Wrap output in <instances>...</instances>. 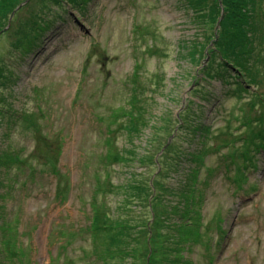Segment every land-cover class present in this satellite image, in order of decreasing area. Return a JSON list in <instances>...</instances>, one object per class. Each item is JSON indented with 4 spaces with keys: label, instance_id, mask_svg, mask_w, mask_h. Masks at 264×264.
<instances>
[{
    "label": "rangeland",
    "instance_id": "1",
    "mask_svg": "<svg viewBox=\"0 0 264 264\" xmlns=\"http://www.w3.org/2000/svg\"><path fill=\"white\" fill-rule=\"evenodd\" d=\"M25 2L0 33V264L151 262L158 251H146V222L153 220L146 194L142 208L130 211L115 189L130 174L141 187L155 179L154 195L168 209L174 199L192 200L174 196L186 185L202 195L190 216L202 223L186 227L173 217L182 231L192 230L180 236L185 262L264 264L263 69L251 68L253 78L233 70L236 79L226 85L214 79L212 43L202 64L185 50L219 34L223 5L219 20L202 28L179 0ZM249 10L257 14L255 63L264 61V0ZM140 105L151 122L143 137L125 126ZM191 108L210 129L206 138L188 131ZM169 143L175 146L166 152ZM110 145L127 159H112ZM93 202L105 219L129 211L143 222L141 237L125 239L138 257L109 258L119 253L116 242L109 243L115 251H102L93 238Z\"/></svg>",
    "mask_w": 264,
    "mask_h": 264
},
{
    "label": "trees",
    "instance_id": "2",
    "mask_svg": "<svg viewBox=\"0 0 264 264\" xmlns=\"http://www.w3.org/2000/svg\"><path fill=\"white\" fill-rule=\"evenodd\" d=\"M25 0H0V33H4L6 28L9 27V25H13V21L8 22L11 15L14 14L15 10L19 8L22 3H24ZM29 1L28 4L31 2H46L47 0H27ZM64 1V0H61ZM181 4H184L186 6V10L188 11L189 18L193 19L192 22L199 23L202 22V28H205V26H212L217 20L220 18V14L222 15V8L223 5L224 9V17L220 22V30L219 34L215 35V33L212 35V37L208 40L210 41L207 45H204V42L202 44H198L197 47L195 46H188L185 50L190 54L191 56V63H201L202 61L206 59L205 50L209 45H214L213 49L209 51L210 56H216L219 61L218 62V75L216 74L214 79H218L222 82H224L226 85H229L232 80H235L236 77L233 75V70L238 71L239 75L243 77V73L250 78L253 74L254 67L262 68V77L264 78V61H255V63L252 61L253 53H254V46H252V37H250V33L253 34V30L255 29L254 22L256 17V12L254 10H249V6L255 5L258 0H179ZM26 7L22 6L15 14L14 20L16 17L23 11ZM253 8V7H251ZM190 10H192L193 14H189ZM39 14V11L36 13L34 17H31L30 22L33 21ZM10 25V26H11ZM206 40V37L204 38ZM184 43V42H183ZM191 43V42H190ZM196 48H200L202 50V54L200 52V59L196 58L198 57V53L193 54L196 52ZM196 50V51H195ZM199 60V61H198ZM216 61L212 62V66H214V63ZM211 67V64L208 62L206 67H203L201 72H206ZM213 73V72H212ZM211 74V73H210ZM209 74V75H210ZM207 76L208 80L211 79V77ZM258 79V78H254ZM251 80V79H250ZM263 83L262 80H258L255 82L257 86H260V84ZM235 86V93L241 94L240 89H242L241 85L236 83ZM227 90H230V87L227 88ZM202 94V93H201ZM204 101V100H202ZM264 101V99H263ZM198 107L203 108V104L200 102L197 104L194 102ZM139 109L133 110L130 115L127 116L126 121V131H130L132 134L133 132H136L143 137L145 135V130L148 129V126H150L151 122H148V118H146V112L147 110L144 109V105H140ZM189 108L187 107V110ZM5 110V109H4ZM4 116L2 117V114L0 113V122H3ZM148 122V123H147ZM187 128L189 129L194 136L200 135V137L206 138L207 132H209V128L205 126V124L201 121V118H198V113L191 108V113L186 118ZM204 127H206L204 129ZM194 128H197V130H194ZM204 133V134H203ZM175 145H172L171 143L167 144L165 149L167 151H172ZM111 149L112 146L110 145ZM108 148V153L111 154V158H115V161H121L126 160L127 157L125 154H119L117 152L116 154L113 153V150L117 151V147L115 146L111 151L110 148ZM107 153V154H108ZM128 153V150H127ZM120 155V156H119ZM107 162H110V158L107 156ZM141 157L138 154V156L134 159V162L140 161ZM159 165H161L160 160L157 162ZM60 172V171H59ZM187 184V183H186ZM115 188V187H114ZM159 185L157 184L156 180L154 179L153 182L146 184L145 186H140L134 181H132L131 174L130 176L120 185L119 189L123 193V198L121 199V206L124 205L125 202H127L128 209L130 211H133L134 208L137 209L139 207L142 208V196L146 194V198L144 199L145 204L147 206L151 207V211L153 212V220L152 223L146 222V229L148 233V237L146 239V251L147 253L152 252L155 254L158 251V254L155 258L151 260V262L146 259L145 264H189L185 262L186 256L184 254L185 249L182 248V240L186 237H180L181 235L187 236L192 233V230H185L182 231V225L180 221H176L173 219V217H178L179 220H185L184 226L189 227L193 226L194 224L202 223L201 217L199 215V218L196 216V218L193 220L190 218L191 214H193V207L191 204L196 199H201L202 195L198 194V191L195 188V185H193L190 189L186 185V188L176 190L175 195L178 197L183 193V195L188 196L192 200L190 202H187L186 199L180 198L178 199V203L176 199L170 201L171 206L169 209L164 204L163 201L159 200L158 195H154V191H159ZM1 192V190H0ZM189 194V195H188ZM198 194V195H197ZM142 195V196H141ZM153 197L152 199H150ZM130 198V199H129ZM96 206H99L98 203L93 202L91 203V209L94 213V225L93 227L96 228V230H99L97 235L93 236L96 243L101 242L103 245L102 251L105 254L107 251H111L113 247L109 244L111 242H116L118 245H121V248L119 247L117 250L119 253L117 255H111L109 258H122L124 255L129 256L131 255L133 258L138 257L137 255L138 251L137 249H132V252L129 253L125 249V245H127L129 242H127L126 236L127 234H130L133 236L132 242L136 241V236L141 237V234L143 233V230H145V226L139 225V222L136 223L134 219L133 212H125V215L123 217H119L117 219L111 218L110 213H106L105 219L101 215V210L97 208ZM126 209V208H125ZM112 219V220H111ZM101 220H104L106 222H102ZM111 221H114L113 223H110ZM163 229H166L167 232H163ZM107 232V234L102 233ZM169 231V232H168ZM134 232L136 234H134ZM158 232V233H157ZM197 232V230H196ZM152 235L150 238V234ZM157 233V234H155ZM179 235V236H178ZM142 242L139 240L138 245H140ZM130 244V243H129ZM100 253V252H99ZM101 256H104L101 254ZM109 258H103V260L109 262ZM71 263H74L71 261ZM114 263V262H110Z\"/></svg>",
    "mask_w": 264,
    "mask_h": 264
},
{
    "label": "water",
    "instance_id": "3",
    "mask_svg": "<svg viewBox=\"0 0 264 264\" xmlns=\"http://www.w3.org/2000/svg\"><path fill=\"white\" fill-rule=\"evenodd\" d=\"M27 2H28V1H27ZM24 4H26V2H25V3H23V4H22V5H21V6H20L18 9H20V8H21V7H22ZM18 9H17V10H18ZM14 13H15V12H14Z\"/></svg>",
    "mask_w": 264,
    "mask_h": 264
},
{
    "label": "bare ground",
    "instance_id": "4",
    "mask_svg": "<svg viewBox=\"0 0 264 264\" xmlns=\"http://www.w3.org/2000/svg\"><path fill=\"white\" fill-rule=\"evenodd\" d=\"M17 9H18V8H17ZM17 9L15 10V14H16V12L19 10V9H18V10H17ZM14 16H15V15H14Z\"/></svg>",
    "mask_w": 264,
    "mask_h": 264
}]
</instances>
